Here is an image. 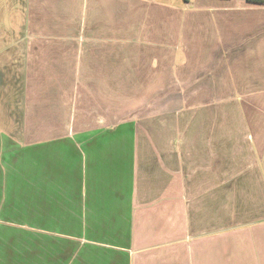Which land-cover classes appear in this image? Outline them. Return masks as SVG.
I'll return each mask as SVG.
<instances>
[{
    "label": "crops",
    "instance_id": "obj_1",
    "mask_svg": "<svg viewBox=\"0 0 264 264\" xmlns=\"http://www.w3.org/2000/svg\"><path fill=\"white\" fill-rule=\"evenodd\" d=\"M261 14L0 0V207L34 238L0 264H264Z\"/></svg>",
    "mask_w": 264,
    "mask_h": 264
},
{
    "label": "rangeland",
    "instance_id": "obj_2",
    "mask_svg": "<svg viewBox=\"0 0 264 264\" xmlns=\"http://www.w3.org/2000/svg\"><path fill=\"white\" fill-rule=\"evenodd\" d=\"M244 9H250V7L245 6ZM259 17L261 18V20L264 21V16L262 14L259 15ZM262 25H264V24H262ZM262 34H264V26L261 27V29H260V35H262ZM5 127L6 126H0V129L2 130ZM4 153L8 154L10 152L5 151ZM8 214L9 213L6 212L4 208L0 207V217L3 219V222L5 223V224L0 223L2 225L0 227V262L10 261V259H11V255L6 252V248H5L10 243L11 239L14 238L13 245L18 247L15 250L22 249L23 247H32V240L34 239L31 236L26 237L25 234L24 233L22 234V232H21L23 230H20V227H29V226H27V223H25V225L21 221L9 223V221L5 220V218H6L5 215H8ZM8 224H10V225L14 224V226H16V227H12V229H11V227ZM88 232H89V226L87 223H85V229H84L85 238H82L83 239V246H84L85 250H84V253L82 255L77 256V257H82L83 260H85V261L90 260V257H91L92 243H91V241H88V239H89L88 234H90ZM82 239L78 240V238L72 237V238H68L67 240L69 242V246H71V245L75 246L77 244L80 245L82 243L81 242ZM35 240H36L35 245H38L40 247L45 246V247H48L50 249L48 252V256L52 257V259H54V260H59L60 251H59V247H57V246L59 245L60 241L65 240L64 238H57L54 236L52 238H44V239L43 238H35ZM55 249H57V252H55ZM3 252H5V253H3ZM72 256H73V259H75L76 256L75 255H72ZM17 257H22V256L17 255ZM22 261H24V259H22Z\"/></svg>",
    "mask_w": 264,
    "mask_h": 264
},
{
    "label": "trees",
    "instance_id": "obj_3",
    "mask_svg": "<svg viewBox=\"0 0 264 264\" xmlns=\"http://www.w3.org/2000/svg\"><path fill=\"white\" fill-rule=\"evenodd\" d=\"M247 1L256 3V4H264V0H247Z\"/></svg>",
    "mask_w": 264,
    "mask_h": 264
}]
</instances>
